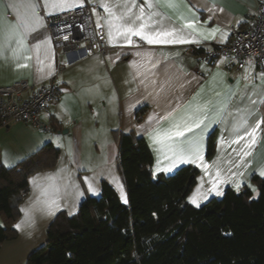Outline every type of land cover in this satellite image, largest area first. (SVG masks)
<instances>
[{"label": "crops", "instance_id": "crops-1", "mask_svg": "<svg viewBox=\"0 0 264 264\" xmlns=\"http://www.w3.org/2000/svg\"><path fill=\"white\" fill-rule=\"evenodd\" d=\"M13 2L0 0V44L9 26L17 23L16 13L9 6ZM34 2L40 5L42 26L27 34L24 47L16 55H13L15 41L0 49V86L25 81L38 87L56 75L59 91L40 117L48 131L22 122L0 128V163L7 168L14 167L48 143L59 150V157L53 168L35 172L28 178L29 191L19 204L20 215L14 224L17 238L0 245V264L25 261L31 252L46 243L47 227L56 214L64 211L70 215L71 210L75 215L83 200L100 197L103 182L124 204L117 186L122 185L127 195L119 166V138L124 134L145 140L152 155L153 177L172 175L187 165L198 170L196 184L187 198L192 206L195 205L189 198L198 188L202 193L207 192L212 181H217L222 192L226 188L237 191L234 185L239 182L241 187L237 192H241L250 185L253 176L262 177L259 172L264 171V123L251 155L242 158L238 154L245 141L240 144L231 141L236 138L234 127L239 121L247 119L253 124L264 116V104L259 103L264 99V82L260 79L264 71L250 61L236 71V62L230 57H218L210 62L204 58L205 51L230 41L233 29L242 27L256 13L259 0H175L174 8L166 6L165 0L158 3L153 0L154 8H145V11L158 12L153 21H162L165 28L180 29L192 19L198 22L196 31L186 28L183 32L190 41L197 42L152 45L139 37L132 38V45L119 37L110 43L105 23L107 13L100 5L115 4L116 0H79L83 6H89L93 24L97 26V21L100 22L107 43L114 48L105 58L55 51L46 23L79 7L45 10L44 0ZM134 3L144 6V0H134ZM214 28L219 31L212 34ZM43 40L49 43L37 53L35 45ZM196 49L202 54L194 52ZM137 52L141 55H136ZM145 54H150V59L156 62L154 68ZM252 100L257 103L252 104ZM204 106L205 112L196 113L197 107ZM140 110L144 112L137 119ZM194 115L206 118L200 128H194L181 139L185 143L199 141L202 163L207 165V170L198 167L201 162L197 161L178 163L171 171H165L172 163L167 158L170 153L163 145L155 144L152 135ZM211 134L214 150L207 157ZM217 173L223 183L217 180ZM37 177L39 186L32 182ZM89 185L95 192L88 190ZM42 188L47 189V195H42ZM219 197L213 192L200 201V206ZM50 199H57L60 204L55 215L48 214L44 203ZM22 221L26 223L18 230L15 225Z\"/></svg>", "mask_w": 264, "mask_h": 264}, {"label": "trees", "instance_id": "trees-1", "mask_svg": "<svg viewBox=\"0 0 264 264\" xmlns=\"http://www.w3.org/2000/svg\"><path fill=\"white\" fill-rule=\"evenodd\" d=\"M213 150L211 134L206 156ZM58 157L59 150L48 143L14 167L0 163V245L17 238L14 224L28 178L53 168ZM119 166L129 203L122 204L101 183L100 197L83 200L75 215L56 214L46 243L26 264H264V177L253 176L251 187L241 192L226 188L197 208L187 198L198 170L187 165L153 177L144 139L120 136Z\"/></svg>", "mask_w": 264, "mask_h": 264}, {"label": "snow or ice", "instance_id": "snow-or-ice-1", "mask_svg": "<svg viewBox=\"0 0 264 264\" xmlns=\"http://www.w3.org/2000/svg\"><path fill=\"white\" fill-rule=\"evenodd\" d=\"M158 3L159 0H156ZM166 6L176 7L175 0H165ZM16 13L17 23L15 25H10L9 29L4 34V41L0 44V49L5 45L11 44L13 41L16 42L17 47L13 50V55H16L25 44V39L28 33L35 32L37 28L42 26V19L39 15L40 5L34 2V0H21V2H14L9 5ZM82 2L79 0H74V2H69V0H44L43 8L45 10L51 9H68L71 7H82ZM155 6L153 0H144V6L137 5L134 0H125L124 3H120V0H116L115 4L101 3L100 7L104 9L107 13L105 18V23L108 27V37L111 43L116 38H122L128 45H132L133 37H139L140 40L145 41L149 45L152 44H168V43H188L197 42L195 40H189L184 34V29H192L196 31L195 24L198 22L195 19L188 20L182 25L180 29L176 28H165L162 21H153V18L159 16L158 12L149 11L146 13L145 8L153 9ZM136 8L138 11L133 12L132 9ZM119 9V11H117ZM158 25V26H157ZM97 26L100 27V22L97 21ZM219 29H212L211 33L215 34ZM226 38V37H225ZM67 39V37H65ZM49 43L48 40H43L41 43L35 45L37 53L41 51L42 48ZM136 55H141L137 52ZM148 57V63L154 68L156 62L150 59V54H145ZM39 58V57H38ZM30 59V57H27ZM27 66V65H20ZM261 81L264 82V74H261ZM252 104H256L257 101L252 100ZM260 104H264V99L259 101ZM206 111V106L197 107L196 113H201ZM206 118V117H204ZM204 118L199 115H194L189 117L188 120L181 121L180 123L174 124L170 129L160 132L155 131L152 135L153 142L155 144L163 145L167 149V156L172 163L165 171H171L173 167L178 163H198V167H203L207 170V165L203 164V154L202 148L198 140H192L185 143L181 138L185 137L186 133L193 132L194 128H200L201 124L204 122ZM264 123V116L258 118L253 124H249L247 119H242L234 127L236 132V138L231 141V143L240 144L241 141H245L244 145L240 148L239 153L241 157L251 155V149L257 142L258 132L261 129V124ZM206 127V125H205ZM243 129V132H241ZM247 138V139H246ZM6 159V158H5ZM159 170V169H158ZM259 175L264 177V171H260ZM51 179V177H48ZM217 180L219 183L224 181L219 180V173H217ZM40 178H33V184L39 186ZM212 187L207 191L202 193L198 188L196 193L190 197V201L197 208L200 207V201L207 199V196L211 193H215L217 196H222L223 192L217 185V181H212ZM120 190V199L124 204H128V198L123 190L122 185H117ZM235 188L237 191L240 190V183H235ZM251 187V185H249ZM89 191L95 192V189L89 185ZM256 192V189H252ZM42 195H47V189H41ZM37 203H40L38 201ZM48 207V214L55 215V210L60 207L57 199H50L44 201ZM26 216L28 212L26 211ZM69 214L72 215L74 212L71 210ZM25 221L20 224L15 225V227L20 230L22 229Z\"/></svg>", "mask_w": 264, "mask_h": 264}, {"label": "built area", "instance_id": "built-area-1", "mask_svg": "<svg viewBox=\"0 0 264 264\" xmlns=\"http://www.w3.org/2000/svg\"><path fill=\"white\" fill-rule=\"evenodd\" d=\"M45 26L58 53L76 52L81 57L99 55L105 58L114 50L107 43L104 28L93 24L88 5L52 19ZM218 57L232 58L236 62V71L248 61L264 71V0H259L256 13L242 27L233 29L227 44L204 52L208 62ZM58 91L56 75L38 87L25 81L0 86V128L22 122L31 128L48 131L40 117Z\"/></svg>", "mask_w": 264, "mask_h": 264}, {"label": "rangeland", "instance_id": "rangeland-1", "mask_svg": "<svg viewBox=\"0 0 264 264\" xmlns=\"http://www.w3.org/2000/svg\"><path fill=\"white\" fill-rule=\"evenodd\" d=\"M254 197H256V193L254 194ZM20 264H26V260L25 261H23L22 263H20Z\"/></svg>", "mask_w": 264, "mask_h": 264}]
</instances>
